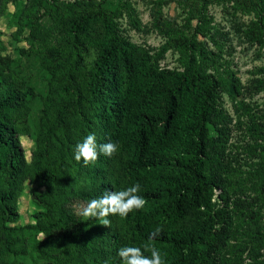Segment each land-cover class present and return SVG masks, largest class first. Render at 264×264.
Here are the masks:
<instances>
[{"label": "trees", "instance_id": "1", "mask_svg": "<svg viewBox=\"0 0 264 264\" xmlns=\"http://www.w3.org/2000/svg\"><path fill=\"white\" fill-rule=\"evenodd\" d=\"M14 1L0 0V14ZM45 1L53 0H35ZM208 2L193 0L200 13ZM70 10L67 46L44 56L57 101L30 161L18 122L34 90L11 72L7 61L0 68V264H7L5 254L17 251L13 232L18 227L10 224L18 218V187L27 178L45 187L35 193L45 210L37 226L45 232L66 223L68 215L58 207L66 192L90 200L139 183L138 195L146 200L126 217L110 215L109 227L98 221L91 233L48 236L40 248L48 259L55 257L57 247L70 245L63 264H77L76 254L87 264H121L119 248L143 251L149 234L159 227L162 232L151 243L165 264H206L218 186L205 171L215 79L196 64L191 37L174 36L162 47V52L179 48L186 55L182 71L172 73L124 42L103 7ZM90 49L93 58L86 60ZM88 134H95L98 145L117 144V151L111 157L99 154L88 165L77 162L74 146ZM72 166L89 178L88 187L67 190L61 171Z\"/></svg>", "mask_w": 264, "mask_h": 264}, {"label": "rangeland", "instance_id": "2", "mask_svg": "<svg viewBox=\"0 0 264 264\" xmlns=\"http://www.w3.org/2000/svg\"><path fill=\"white\" fill-rule=\"evenodd\" d=\"M71 6L103 7L124 42L172 73L182 71L186 55L179 48L162 52V47L174 36L191 37L196 64L216 81L205 171L218 186L212 198L215 224L206 264H264V0H209L202 13L193 0L9 2L0 14V68L7 61L11 72L34 90L18 122L28 161L43 139L57 101L44 56L67 46L65 22L71 17ZM93 55L90 49L86 60ZM61 178L67 190L91 184L75 166L62 167ZM44 188L30 178L18 187V218L9 223L18 227L13 232L17 251L5 254V263L63 264L71 246L57 247L55 257L48 259L40 251L43 241L97 228L98 219L75 214V205L88 200L69 192L58 203L68 215L66 223L49 232L39 228L45 210L35 193ZM186 219L191 224L189 215ZM75 256L77 264H87L82 255Z\"/></svg>", "mask_w": 264, "mask_h": 264}, {"label": "clouds", "instance_id": "3", "mask_svg": "<svg viewBox=\"0 0 264 264\" xmlns=\"http://www.w3.org/2000/svg\"><path fill=\"white\" fill-rule=\"evenodd\" d=\"M118 149V145L113 142L98 145L95 134H88L82 142L74 146L73 158L85 165L95 162L99 154L111 157ZM140 191L139 183L121 191H105L102 196L93 198L84 203L75 205V214L87 218H96L104 227H109L110 215L126 217L133 210L142 209L146 200L138 195ZM162 229L157 227L148 236V243L140 247L124 246L117 250V255L121 264H165V260L160 250L155 247L152 241L156 240ZM150 252V256L144 252Z\"/></svg>", "mask_w": 264, "mask_h": 264}]
</instances>
